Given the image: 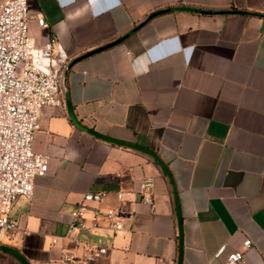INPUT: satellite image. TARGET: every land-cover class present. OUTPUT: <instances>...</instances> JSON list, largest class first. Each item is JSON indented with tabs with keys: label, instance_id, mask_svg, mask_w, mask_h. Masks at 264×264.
Instances as JSON below:
<instances>
[{
	"label": "crops",
	"instance_id": "1",
	"mask_svg": "<svg viewBox=\"0 0 264 264\" xmlns=\"http://www.w3.org/2000/svg\"><path fill=\"white\" fill-rule=\"evenodd\" d=\"M25 1L28 36L55 38L65 87L40 110L31 148L46 172L11 205L8 246L26 264L79 254L63 237L71 213L104 191L74 233L108 248L96 264H221L246 238L243 260L263 264L264 0ZM169 7L185 9L151 15ZM143 176L151 207L134 191ZM93 208L119 209L122 230L91 226Z\"/></svg>",
	"mask_w": 264,
	"mask_h": 264
},
{
	"label": "built area",
	"instance_id": "2",
	"mask_svg": "<svg viewBox=\"0 0 264 264\" xmlns=\"http://www.w3.org/2000/svg\"><path fill=\"white\" fill-rule=\"evenodd\" d=\"M36 23L45 25L41 17L36 18ZM63 62L54 37L39 45L29 38L25 0H0V244L9 242L16 230L9 216L11 205L18 197L30 200L35 177L46 172L47 156L33 152L31 142L41 108L61 104ZM152 186L151 176L139 178L134 186L135 193L150 207ZM103 196L104 191H87L76 203L63 237L79 248V254L61 249L59 264H96L107 253L106 246L81 241L74 234L84 227L82 211ZM116 199H122L121 192H116ZM118 211L91 209V226L101 222L111 231H121ZM249 245L246 238L240 249ZM240 249L229 253L221 264H246ZM221 250L222 247L215 256Z\"/></svg>",
	"mask_w": 264,
	"mask_h": 264
},
{
	"label": "water",
	"instance_id": "3",
	"mask_svg": "<svg viewBox=\"0 0 264 264\" xmlns=\"http://www.w3.org/2000/svg\"><path fill=\"white\" fill-rule=\"evenodd\" d=\"M180 9H185V8H180V7H169V8H165V9H163V10H158V11L152 13L151 15H153V14H158V13H160V12L172 11V10H180ZM190 10H191V9H190ZM192 11H197V12H200V13H211V12H209V11H203V10H192ZM222 12H228V11H221V12H216V13H222ZM136 28H137V27H135V28H133V29H136ZM121 39H122V37L119 38V39H117V40H115V41H113V42H110V43H108V44L102 46L101 48L111 46V45H113V44L119 42ZM101 48H98V49H101ZM95 50H97V49H95ZM95 50H92V51H95ZM92 51H89V52H87V53H84V54H82L81 56L77 57L76 59H79V58H81V57H84V56H86L87 54L91 53ZM73 62H74V61H73ZM68 67H69V65L66 67V69H67ZM64 81H65V72H64L63 75H62V84H63V88L65 87ZM0 249L3 250V251H6V252H8V253H10V254L13 255V256H15V257L21 262V264H26V262L24 261V259L20 256V254H19L16 250H14L12 247L7 246V245L0 244Z\"/></svg>",
	"mask_w": 264,
	"mask_h": 264
},
{
	"label": "rangeland",
	"instance_id": "4",
	"mask_svg": "<svg viewBox=\"0 0 264 264\" xmlns=\"http://www.w3.org/2000/svg\"><path fill=\"white\" fill-rule=\"evenodd\" d=\"M8 245V243H3ZM0 264H21L16 258L0 249Z\"/></svg>",
	"mask_w": 264,
	"mask_h": 264
},
{
	"label": "trees",
	"instance_id": "5",
	"mask_svg": "<svg viewBox=\"0 0 264 264\" xmlns=\"http://www.w3.org/2000/svg\"><path fill=\"white\" fill-rule=\"evenodd\" d=\"M3 245H6V244H3ZM8 246V245H7ZM4 252H6V251H4ZM8 253V252H7ZM8 254H10V253H8ZM11 255V254H10ZM11 256H13V255H11ZM14 258H16L15 256H13ZM17 259V258H16ZM18 260V259H17ZM19 261V260H18Z\"/></svg>",
	"mask_w": 264,
	"mask_h": 264
}]
</instances>
